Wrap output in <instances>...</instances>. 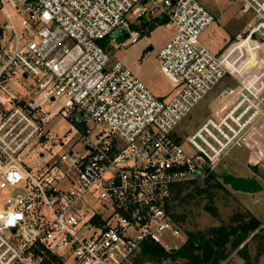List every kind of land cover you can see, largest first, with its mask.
Masks as SVG:
<instances>
[{
  "label": "built area",
  "instance_id": "2783aa9c",
  "mask_svg": "<svg viewBox=\"0 0 264 264\" xmlns=\"http://www.w3.org/2000/svg\"><path fill=\"white\" fill-rule=\"evenodd\" d=\"M231 3L243 27L217 53L201 40L216 17L199 0H0V264H125L146 241L181 245L172 187L207 179L264 124V0ZM143 22L174 32L157 55L170 98L111 53ZM209 96L220 111L179 134ZM53 118L89 125L50 140Z\"/></svg>",
  "mask_w": 264,
  "mask_h": 264
},
{
  "label": "rangeland",
  "instance_id": "374dc122",
  "mask_svg": "<svg viewBox=\"0 0 264 264\" xmlns=\"http://www.w3.org/2000/svg\"><path fill=\"white\" fill-rule=\"evenodd\" d=\"M202 6L216 17V22L206 30L201 40L212 51L220 53L229 47L236 35L242 30L244 20L239 13V4L231 3V0H199ZM174 32L172 29L158 26L150 34L140 35L135 44L127 42L111 47L113 57L128 68L149 90L159 98H170L175 94L174 86L161 73L157 61V55L164 45L171 39ZM232 86V83H227ZM224 103L217 101L214 96H209L190 114L184 118L178 127V133L187 137L190 133L209 116L216 114ZM56 102L52 111L58 107ZM87 122V121H86ZM89 123H76L70 118H53L47 126V134L50 140L70 141L75 136L74 130L81 133ZM254 132L247 139L239 141L240 146L232 143L227 148V154L214 171L215 175H233L247 179H256L263 186V191L254 195L234 192L229 186H224L226 193H220L217 207L220 219L227 221L235 211H249L262 223L264 229V124L259 123L255 126ZM77 138V137H76ZM70 142L69 148L77 151L78 147L73 148ZM58 147L54 146L53 151ZM30 167L36 165V150L30 151ZM64 152V151H63ZM38 162L42 163L39 159ZM219 221L213 219L202 210L196 211L195 219L191 225L185 228L205 229L210 226L218 225ZM262 239L258 236L247 249L249 263L244 256L233 251L229 257L221 264H264V250L257 259L254 256L257 251V244ZM73 259L69 257L67 264H72ZM151 264V263H145Z\"/></svg>",
  "mask_w": 264,
  "mask_h": 264
},
{
  "label": "trees",
  "instance_id": "16d2710c",
  "mask_svg": "<svg viewBox=\"0 0 264 264\" xmlns=\"http://www.w3.org/2000/svg\"><path fill=\"white\" fill-rule=\"evenodd\" d=\"M157 27L153 22H143L139 30L141 35H145ZM219 176L212 174L204 181L196 180L172 187L166 210L184 234L183 242L174 252L146 241L125 264H221L233 251L244 256L249 263L246 251L261 236L253 260L257 261L264 250L262 223L249 211H235L227 221L220 219L217 201L220 193L226 191ZM197 210L210 215L219 224L205 229L185 228V225L192 224Z\"/></svg>",
  "mask_w": 264,
  "mask_h": 264
},
{
  "label": "water",
  "instance_id": "95a60500",
  "mask_svg": "<svg viewBox=\"0 0 264 264\" xmlns=\"http://www.w3.org/2000/svg\"><path fill=\"white\" fill-rule=\"evenodd\" d=\"M114 38L117 43H123L128 38V32L124 31L121 34L114 35ZM219 179L224 186H229L234 192L254 195L263 191V186L254 178L247 179L226 174L219 176ZM176 249L177 247H173L170 248L169 251L174 252Z\"/></svg>",
  "mask_w": 264,
  "mask_h": 264
}]
</instances>
